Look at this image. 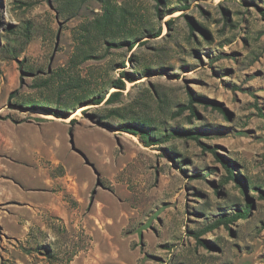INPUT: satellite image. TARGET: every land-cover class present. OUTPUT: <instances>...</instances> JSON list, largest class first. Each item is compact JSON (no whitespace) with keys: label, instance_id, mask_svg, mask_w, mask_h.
I'll return each instance as SVG.
<instances>
[{"label":"rangeland","instance_id":"rangeland-1","mask_svg":"<svg viewBox=\"0 0 264 264\" xmlns=\"http://www.w3.org/2000/svg\"><path fill=\"white\" fill-rule=\"evenodd\" d=\"M125 1L162 35L74 73L73 32L98 1L69 18L56 0H0V264H264V0ZM141 62L111 103L115 88L63 117L24 107L74 101L58 88L72 73ZM191 95L196 116L179 112ZM118 108L175 136L147 145L104 119Z\"/></svg>","mask_w":264,"mask_h":264},{"label":"trees","instance_id":"trees-1","mask_svg":"<svg viewBox=\"0 0 264 264\" xmlns=\"http://www.w3.org/2000/svg\"><path fill=\"white\" fill-rule=\"evenodd\" d=\"M92 0H56L58 4V11L64 16L69 18L77 17L83 7ZM101 5L100 12L95 13L92 17H86L84 21L78 25L73 32L74 40V52L70 59L68 69L74 72L79 68L80 65L92 61V60H104L109 56H113V50L123 49L128 47L129 50L134 49L139 41L146 35L149 34L152 37H160L162 31H156L152 26L151 16L149 12L143 13L140 8H135L130 5L127 1L119 2V0H95ZM158 5L156 9L160 11L159 4L168 0H156ZM194 25L191 26L193 31ZM137 59V58H136ZM135 57H132L131 61L134 62ZM112 59L107 60L106 64H111ZM138 61V59H137ZM112 65V64H111ZM141 72L122 71L119 78H113L109 70L100 68L98 73L92 72L90 76L83 77L80 74L76 75L72 73L69 77V81L66 84L58 86L60 93L68 91V87L72 90L74 101L67 102L64 104L50 101L48 99H38L35 102L26 101L24 107L31 109L34 107H40L45 112L53 114L57 117H63L65 114L70 112L76 107L82 104H88L90 102L100 105L106 100V90L108 88H115L116 91L112 92L109 98L106 100L107 103H111L117 99L121 90H124L126 85L125 81L134 82L136 78L144 75L149 67L145 62H141ZM120 68L125 69L126 64L123 63L121 66L113 65L111 70H118ZM66 69L60 71L56 77H62L63 72ZM98 77H97V76ZM89 79V80H88ZM15 97V96H13ZM200 100L193 95L190 96L189 104L182 107L179 112L183 113L185 110H190L191 116H196V108L194 103ZM221 110V108H219ZM106 120L117 119L121 123L117 126L121 131H125L134 135H140L141 139L147 145H153L159 141L166 143L168 139L175 136V134H165L160 131L159 126H153V121L140 117L133 111L126 108H118L112 110L110 114L104 116ZM182 134H187L183 131ZM198 141L196 136H192ZM205 149L211 150L217 157L218 161L222 162L227 170L228 179L235 180L240 186L242 181L240 178L235 176V167L230 166L224 159L219 158L217 151L210 148L200 142ZM243 188H245L243 186ZM253 209L252 202H247L243 208L237 210L231 216L221 217L215 225H229L237 222L240 219H247ZM213 226L208 228V232H212Z\"/></svg>","mask_w":264,"mask_h":264},{"label":"water","instance_id":"water-1","mask_svg":"<svg viewBox=\"0 0 264 264\" xmlns=\"http://www.w3.org/2000/svg\"><path fill=\"white\" fill-rule=\"evenodd\" d=\"M71 144H72V148L76 151H79L77 148H76V144H75V140H74V136L73 134H71Z\"/></svg>","mask_w":264,"mask_h":264}]
</instances>
